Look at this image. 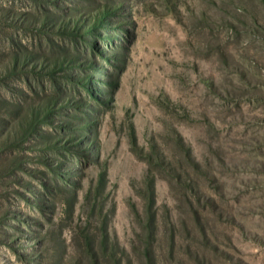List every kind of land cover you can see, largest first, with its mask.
Wrapping results in <instances>:
<instances>
[{"label":"rangeland","instance_id":"374dc122","mask_svg":"<svg viewBox=\"0 0 264 264\" xmlns=\"http://www.w3.org/2000/svg\"><path fill=\"white\" fill-rule=\"evenodd\" d=\"M0 264H264V0H0Z\"/></svg>","mask_w":264,"mask_h":264}]
</instances>
